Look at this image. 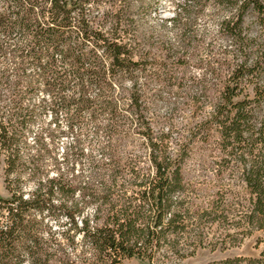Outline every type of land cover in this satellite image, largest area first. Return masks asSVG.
Listing matches in <instances>:
<instances>
[{
	"label": "trees",
	"instance_id": "1",
	"mask_svg": "<svg viewBox=\"0 0 264 264\" xmlns=\"http://www.w3.org/2000/svg\"><path fill=\"white\" fill-rule=\"evenodd\" d=\"M133 2L0 0V264L178 253L191 217L182 166L198 143L221 154L215 176L235 163L245 196L234 227L264 230V0H178L140 34ZM134 135L148 169L125 149ZM224 212L213 201L197 221ZM207 264H264V249Z\"/></svg>",
	"mask_w": 264,
	"mask_h": 264
},
{
	"label": "rangeland",
	"instance_id": "2",
	"mask_svg": "<svg viewBox=\"0 0 264 264\" xmlns=\"http://www.w3.org/2000/svg\"><path fill=\"white\" fill-rule=\"evenodd\" d=\"M148 1L150 5L148 8L144 7V4L140 6L136 0L133 2L128 18L132 19L135 27L138 28L137 34L145 29H159L161 22L173 15L175 3L178 0H145L144 3ZM103 10L105 7H101L100 12ZM208 28L213 30V24L210 23ZM255 31L259 32V27H256ZM165 32L168 39L173 40L171 31L166 29ZM226 44L222 40L215 43L217 47H223ZM196 73L197 70L190 67L186 75ZM154 87L152 86L150 94L156 90ZM165 91L163 89L161 91L164 99L168 97ZM165 113V107L160 105L157 114L164 116ZM187 119H189L188 112L180 113L175 120L176 126L181 127ZM159 128L165 131L166 126L161 125ZM133 138L136 144L125 149L141 154L143 160L140 165L142 168L148 169L147 151L138 147L142 139L137 135H134ZM172 148L176 149L177 147ZM220 155L216 147H206L205 144L198 143L194 147H190V154L183 163L182 173L187 192L181 197L186 201L191 217L186 221L185 232L180 238L179 252L174 253L168 246H163L156 252L151 262H142L130 258L123 260V264H207L217 263L225 258L259 256V253L264 249V230L243 237L241 234L243 228L234 227L240 217L239 212H237L240 197L245 196V191L237 173H233L234 161L228 162V166L226 165L228 168L223 171L221 176L214 175L215 169L218 168L212 161ZM7 196L8 193L3 185V166L0 164V197ZM213 201L219 206V209L225 211L227 217L221 219L220 216H216L214 222L208 218L201 222L197 221L196 212L210 210ZM0 219L3 220L2 217ZM56 234L58 236V233ZM199 235L202 238L201 244H197ZM181 253L191 254L181 257L179 256Z\"/></svg>",
	"mask_w": 264,
	"mask_h": 264
}]
</instances>
